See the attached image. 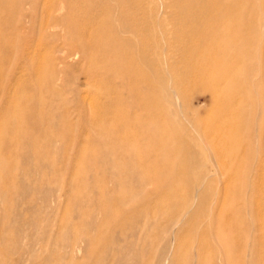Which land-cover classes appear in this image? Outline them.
<instances>
[{"label": "rangeland", "instance_id": "obj_1", "mask_svg": "<svg viewBox=\"0 0 264 264\" xmlns=\"http://www.w3.org/2000/svg\"><path fill=\"white\" fill-rule=\"evenodd\" d=\"M217 2L187 12L167 0H0V264H264V0H238L240 20L217 17ZM150 19L163 26L153 35ZM121 26L137 33H113ZM142 57L169 68L171 91L136 82ZM153 104L166 116L144 111ZM232 107L251 110L252 155L240 179L210 173L198 215L185 182L174 181L177 197L158 191L183 160L141 161L152 144L137 137L166 119L187 136L182 154L225 151Z\"/></svg>", "mask_w": 264, "mask_h": 264}, {"label": "bare ground", "instance_id": "obj_2", "mask_svg": "<svg viewBox=\"0 0 264 264\" xmlns=\"http://www.w3.org/2000/svg\"><path fill=\"white\" fill-rule=\"evenodd\" d=\"M192 1L193 0H167L168 3L172 2V4H175V6H178V5H179L178 7L182 6L180 8L185 9L187 12L190 6V2L192 3ZM250 1L252 0H243L244 3H247ZM20 3L21 2L19 1L18 5L17 6L15 5L17 12L13 14L14 20H17L22 15ZM238 4H239L238 0H218V2L212 8H210V11L214 13L220 19L240 20L241 16H243L244 10L243 8L237 9L236 7ZM152 15L154 16L155 12H153ZM195 18L197 19V16ZM211 19H214V18L209 17L207 20H205V23L209 24ZM148 24L149 25L147 28L151 35L155 34L159 29H162L163 27L161 25L158 29V22L156 19H150ZM113 29H114L113 33L127 31V29L130 32L135 31L137 33L136 30H133L132 28L128 26H121L120 28H113ZM223 31L225 30L223 28H220V29H217L215 32L219 33ZM92 44L89 46L91 47ZM136 46L137 45H135L134 43H131L129 44V46H127V48L133 49ZM222 50L227 51L228 46L227 45L223 46ZM59 52L61 53L62 51L59 50ZM137 61L139 62V67L137 66L136 68L134 67L130 68V71L135 70L134 73L137 74L136 78L138 77V79L136 80V82H138L139 84H141V82H145L146 87L148 88L152 87L153 89H148L149 92L151 91L152 94L155 91L154 86L156 83L158 84L159 89L161 90L160 91L161 94H165L171 91L172 86L169 84L166 78L167 74H169L170 72L168 67L166 68L165 66L161 65V63H158L156 60L150 59L147 57L139 58ZM159 64L161 66H158ZM157 66H158V69H156ZM142 67L146 69L145 72L141 70ZM233 70L234 68L231 69L232 72ZM239 74L240 73H237L235 75L232 74V78H237V77L240 78L241 76ZM217 80L221 81L222 78L219 77L217 78ZM217 80L213 82V85H212L213 89L219 86V82ZM244 81H247V78H245ZM138 94H139L138 96L139 101H143L144 98L142 97L141 93H138ZM144 109H145L144 111L149 110L151 112L152 111L156 112L163 117L166 116L165 108L160 107V104H153L152 106L148 105V106H145ZM262 110H264V107H262ZM229 111H231V113L234 111L235 112L237 111L238 113L236 114L237 118L234 117V120L238 122V125H237L238 131L234 135L226 134L225 141L230 142L231 148H228L225 151H216L215 149L212 148L211 144H206L207 147L206 149L203 148V152L207 153V155L202 154L201 151H191V152L182 154V151L177 148V144L182 141L188 142L187 136H185L184 134H181L179 138L175 139L172 136L171 132L173 130L177 132L181 131V128L177 127L176 124H174L175 126L170 124V122H168L166 119L163 121L162 120L156 121L154 124L156 126L155 129L151 127L143 128L142 133H140V135H138L137 137V140L144 141L147 139L152 144L151 146L152 149L149 148L150 151L153 150L151 151V153L150 151L148 152V147H147L139 152L141 153L140 155L136 156V158L139 157L141 161L147 159L150 162V164L157 165L158 163L167 164L168 162H171L174 159L183 160L184 168L180 169V172H179L180 175L178 174L179 175L178 178L174 179L172 175L164 176V179L166 178V183L163 184L162 182V184L159 186L158 191L168 196L177 197L181 195V188L180 186L177 187L176 185H173L174 181L178 180L181 182H185V184L190 189V193L187 196V200L190 201L192 205L194 206V208L197 209L195 210V214L198 213V215L199 213L203 212L204 200L208 198L210 191L212 192L213 190L212 188L209 187V184L212 183V182L211 183L209 182V177L211 176L210 173L215 172V174L219 176H224L228 174L234 177L238 176V178L240 179L246 173V170H247L245 161L247 160L248 157L252 155V151H250L249 149L243 150V146H242L244 142V133L250 131L251 129V123H252L251 118H250L251 110L246 109V108L236 109L232 107V108H229ZM184 120L187 122L186 118H184ZM261 122H263V120ZM33 125L35 127H40L39 122H34ZM154 135L155 137H153ZM152 152H154L153 155H151ZM125 157H128V156H125ZM222 159L230 160L231 162H233V167H230V169L224 167L222 165V163H224ZM186 161L188 163L187 167L185 166ZM211 162L214 168H205V166L207 167V165ZM202 166L203 168H205V171L204 169L203 171L201 170ZM159 177L160 178L163 177L162 172L159 173V175L157 176V178ZM200 189H203L201 190L203 191L202 194H199ZM194 191L195 193L193 194ZM235 191L238 192V195H237L238 201H240V203L242 202L245 203L247 198L243 199L244 197H243V194L241 193L242 189L236 188ZM242 206H244L245 208V205H242ZM157 209L166 210V208H162V207L157 208ZM242 209L243 208L240 207L238 210H242ZM240 213L242 212L240 211L238 212L239 216L241 215ZM263 216L264 215L258 213V215H256V218L264 222ZM262 226H263L262 229H264V223L262 224ZM245 238L246 236L243 235V238L241 239L245 240ZM215 240L221 246H225L226 244L230 243V237L227 235L225 229L223 228H221L219 232L215 234ZM200 247H203L202 242H201Z\"/></svg>", "mask_w": 264, "mask_h": 264}]
</instances>
